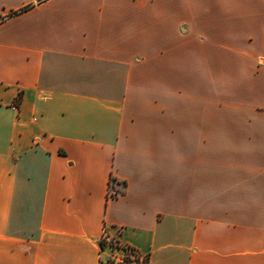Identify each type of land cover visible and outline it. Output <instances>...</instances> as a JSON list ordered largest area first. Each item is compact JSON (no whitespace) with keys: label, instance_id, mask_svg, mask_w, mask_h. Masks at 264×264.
Instances as JSON below:
<instances>
[{"label":"crops","instance_id":"obj_1","mask_svg":"<svg viewBox=\"0 0 264 264\" xmlns=\"http://www.w3.org/2000/svg\"><path fill=\"white\" fill-rule=\"evenodd\" d=\"M128 250L264 264V0H0V264Z\"/></svg>","mask_w":264,"mask_h":264},{"label":"rangeland","instance_id":"obj_2","mask_svg":"<svg viewBox=\"0 0 264 264\" xmlns=\"http://www.w3.org/2000/svg\"><path fill=\"white\" fill-rule=\"evenodd\" d=\"M135 57L143 58L144 61L147 62L151 66H155V63L158 62L155 59V50H148L147 55L146 54L144 55L142 53L141 54L139 53V55L136 54ZM163 76H164V78H170L171 77V71H168L167 72L166 69H165V72H164ZM148 77L149 78H155V77H157L155 75V70L154 71L149 70L148 71ZM100 242L105 246L106 245L105 242H107V241L105 239H102ZM128 253H130L131 256L130 255L125 256L123 258V260H125L127 263L136 264L135 261L137 260V258L134 256V253L131 250L130 251L128 250ZM128 253L126 252V254H128ZM109 258H111V257H109ZM109 260H111V259H109ZM112 260H115V259L112 258ZM121 260L119 259L118 261H121Z\"/></svg>","mask_w":264,"mask_h":264},{"label":"built area","instance_id":"obj_3","mask_svg":"<svg viewBox=\"0 0 264 264\" xmlns=\"http://www.w3.org/2000/svg\"><path fill=\"white\" fill-rule=\"evenodd\" d=\"M13 108H16V105L13 106ZM119 262H120V263H124V264H128V263H127L125 260H123V259H122L121 261H119ZM135 263H136V264H144V260H143L142 262H139L138 260H136ZM131 264H132V263H131Z\"/></svg>","mask_w":264,"mask_h":264},{"label":"trees","instance_id":"obj_4","mask_svg":"<svg viewBox=\"0 0 264 264\" xmlns=\"http://www.w3.org/2000/svg\"><path fill=\"white\" fill-rule=\"evenodd\" d=\"M122 264H124V263H122ZM128 264H131V263H128ZM144 264H146L145 261H144Z\"/></svg>","mask_w":264,"mask_h":264}]
</instances>
